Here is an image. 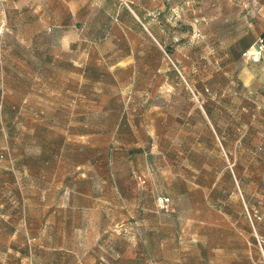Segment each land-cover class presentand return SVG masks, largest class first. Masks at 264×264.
Masks as SVG:
<instances>
[{"label": "rangeland", "instance_id": "1", "mask_svg": "<svg viewBox=\"0 0 264 264\" xmlns=\"http://www.w3.org/2000/svg\"><path fill=\"white\" fill-rule=\"evenodd\" d=\"M117 1L0 0V65L5 73L19 75L14 80L23 87L6 89V95L16 101L25 96L35 101L38 94L68 101L70 113L78 100L86 133H116L115 139L98 138L105 145L97 164H108L107 147H115L113 163L122 179L127 177L132 203L127 217L117 206L112 250L104 246L110 263L197 264L205 229L227 221L196 193L195 184L208 177L192 173V150L183 146H192V122L202 121L199 111L207 101L232 99V93L219 92L223 71L234 69L228 54L242 52L245 41L264 33V1L119 0L133 10L132 5L147 10L150 24L142 31L116 19ZM117 59L121 62L110 70ZM87 63L108 72L98 81L86 78L82 69ZM211 87L218 90L214 100L206 90ZM254 96L261 104L255 120L264 137V92ZM172 131L181 138L164 136ZM162 198L169 199L168 209ZM199 215L203 222L196 219ZM218 253L209 255L219 258Z\"/></svg>", "mask_w": 264, "mask_h": 264}, {"label": "crops", "instance_id": "2", "mask_svg": "<svg viewBox=\"0 0 264 264\" xmlns=\"http://www.w3.org/2000/svg\"><path fill=\"white\" fill-rule=\"evenodd\" d=\"M2 52L0 42V57ZM228 56V66L234 69L223 71L219 92L232 93V99L214 100L218 90L206 88L214 102L201 107L202 121L192 122V146H183L188 153L192 150V173L208 177L195 184L196 193L227 221L226 226L211 223L205 229L203 257L197 264H264V137L255 120L261 104L254 96L264 92V63L248 61L241 53ZM120 62L117 59L108 68ZM17 76L5 73L0 65V264H95L93 259L113 264L104 246L112 250L117 206L125 208L127 217L132 196L127 177L122 179L113 163L115 147L110 143L107 147L108 164L97 163L105 145L98 138L115 139L116 133H86L78 100L70 113L68 101L43 94L35 101L26 96L12 99L6 89L23 91L14 80ZM64 90L68 92L67 87ZM86 135L91 137L87 144ZM164 136L174 141L181 133ZM210 251L219 252V258L211 257ZM12 252L19 258L6 254Z\"/></svg>", "mask_w": 264, "mask_h": 264}, {"label": "trees", "instance_id": "3", "mask_svg": "<svg viewBox=\"0 0 264 264\" xmlns=\"http://www.w3.org/2000/svg\"><path fill=\"white\" fill-rule=\"evenodd\" d=\"M118 3V11H117V17L120 22H122L125 25L128 26H134L138 30L142 31L144 30L145 26H149L150 24V19L148 16L145 15V12L142 11L137 5H132L134 8V12L125 4L121 3L119 0L117 1ZM264 37V33L261 34ZM258 39V38H257ZM255 40V42L257 41ZM255 42L252 44H248L247 41L244 42L243 47H242V52L241 53L243 56V52L246 51L248 48H250ZM155 47H157L156 43H154ZM158 48V47H157ZM264 63V59L262 61ZM103 72H108L106 69L102 67H98L94 64L88 63L85 68H84V73L86 78H91L94 81L101 80L104 76ZM111 77L115 76L113 74H110ZM115 80V79H113ZM136 150L142 151L140 147H137Z\"/></svg>", "mask_w": 264, "mask_h": 264}, {"label": "built area", "instance_id": "4", "mask_svg": "<svg viewBox=\"0 0 264 264\" xmlns=\"http://www.w3.org/2000/svg\"><path fill=\"white\" fill-rule=\"evenodd\" d=\"M243 57L248 61L261 62L264 59V37L260 35L257 41L246 51L243 52ZM169 199L162 198V206L168 209Z\"/></svg>", "mask_w": 264, "mask_h": 264}]
</instances>
